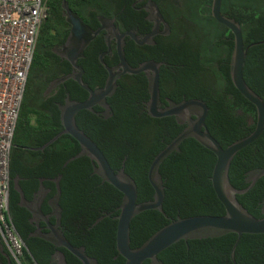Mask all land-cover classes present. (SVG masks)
<instances>
[{
	"label": "trees",
	"instance_id": "obj_1",
	"mask_svg": "<svg viewBox=\"0 0 264 264\" xmlns=\"http://www.w3.org/2000/svg\"><path fill=\"white\" fill-rule=\"evenodd\" d=\"M79 18L96 30L97 17L114 19L131 10L129 0H66ZM212 0H167L162 12L167 17L171 34L165 49L155 62L164 63L159 73L160 101L180 102L203 100L208 107L206 126L222 148L249 135L255 127L256 109L234 87L230 78L233 34L211 15ZM62 0H49V13L42 23L12 140L9 161V210L13 225L25 244L21 264H54L53 255L60 251L65 264H82L64 248H56L40 238L31 237L35 225L30 212L19 205L20 196L13 189V180L26 200H31L40 181L50 190L42 204L44 214L50 212L47 199L55 192L54 179L61 176V228L74 247H84L97 264H124L116 250V210L122 194L112 185L102 182L93 173L89 158L80 157L65 165L80 151L78 142L62 135L44 150L45 145L63 129L59 105L69 95L70 100L83 102L87 91L73 80H67L44 96L49 83L71 72V65L52 52L63 43L69 25L62 16ZM123 8V10H121ZM221 13L234 19L241 28L247 55L243 77L246 84L264 102V0H222ZM107 50L100 33L84 52L78 64L84 70L83 81L91 88L102 87L107 77L98 56ZM132 67L138 62L127 55ZM116 61V60H115ZM111 67L113 61L105 57ZM147 79L143 73L124 75L117 81L115 94L107 99L112 116L104 118L88 110L79 111L76 124L101 150L111 169L116 172L124 162L125 172L137 186V203L150 201L154 190L148 181V169L154 157L183 129L174 117L152 118L145 109L149 99ZM180 152H173L160 166L164 181L163 211L148 210L135 216L130 223V247L136 248L153 233L169 223V219L191 216H221L224 206L216 197L211 183L215 155L194 139L184 140ZM264 167V130L252 144L233 158L229 181L233 188L248 187L246 174ZM264 197V176L238 202L255 218H261ZM96 225L95 221L104 214ZM51 222L54 220L51 219ZM44 224L41 223L40 226ZM237 235L230 233L218 238L179 241L158 254L163 264H233L231 249ZM9 256L0 239V264H8ZM10 257V256H9ZM11 264H16L10 257ZM237 264H264V234H243L235 250ZM143 264H149L144 261Z\"/></svg>",
	"mask_w": 264,
	"mask_h": 264
},
{
	"label": "water",
	"instance_id": "obj_2",
	"mask_svg": "<svg viewBox=\"0 0 264 264\" xmlns=\"http://www.w3.org/2000/svg\"><path fill=\"white\" fill-rule=\"evenodd\" d=\"M222 0H212L211 15L220 24L224 25L233 34V52L230 61V78L234 87L240 94L256 109V122L254 130L247 136L237 139L225 148H222L215 138L210 134L206 126L208 116L207 104L200 99H188L174 102L167 99V105L162 107L160 101L159 73L164 64L153 60L139 63L132 67L124 56V38L129 36L135 38L132 32L121 33L115 25L114 19L98 16L99 28L91 29L79 18L68 6L66 0H62V16L69 25V33L65 42L58 47L55 45L52 52L66 60L72 67V71L67 75L52 80L44 91V96L49 95L57 86L67 80H73L82 89L87 91L88 97L83 102L70 100L67 95L63 105H59L60 122L62 131L55 135L42 147L35 150H44L54 143L62 135H69L80 145V151L67 160L65 165L80 157H87L93 165V173L101 178L102 182L112 185L122 194V200L116 209L119 213L113 218L117 221L116 229V250L125 259L124 264H143L148 260L149 264H163L158 260V254L179 241L195 239L218 238L226 234H236L237 239L231 249V260H235V250L243 234H264V197L261 202V218L252 216L237 200L238 195H243L251 190L256 182L264 176V167L256 168L246 174L245 182L248 187L243 190L233 188L229 181L230 165L235 155L256 141L264 130V102L245 82L243 77L244 62L247 55V48H244L240 25L229 17L224 16L221 11ZM149 13L148 20L154 23L152 35L156 34V28L163 22L162 15L155 3L150 2L146 9ZM166 29L168 26L166 25ZM103 33V39L107 50L99 55V62L107 71V77L103 87L91 89L83 81L84 70L78 65V61L84 57V51L90 43ZM136 40V39H135ZM115 43V50L118 56V64L109 67L103 58L111 54V44ZM264 43V41L260 42ZM142 44V42H141ZM143 73L147 79V90L149 99L145 105L147 114L152 118L174 117L177 124L183 126L181 132L172 139L153 159L148 169V181L154 190L153 198L150 201L137 203V186L135 181L125 172L124 162L122 167L114 172L107 159L97 145L81 130L76 124V115L79 111L88 110L93 112L94 106L103 109L101 113L106 118L111 116V108L107 98L113 96L117 88V81L123 75H138ZM194 139L201 146L212 152L216 157V162L212 170L211 183L218 200L222 203L225 213L221 216H191L177 217L169 219V223L153 233L147 240L136 248L130 247V223L138 214L154 210L165 215L163 211V201L165 198L164 181L160 174V166L163 161L173 152H180V145L184 140ZM61 176L53 180L55 183V194L47 199L50 212L44 214L42 204L46 200L50 190L40 181L38 190L33 194L31 200H26L19 186V179L13 180V189L19 194V205L27 209L31 214V223L35 225V230L31 237L45 240L56 248H64L74 255L82 264H97V261L88 256L84 247L72 246L64 236L61 228V207L59 200L61 197L60 188ZM111 213L99 217L96 225L104 217ZM53 218L54 222L50 219ZM43 222L45 227H40ZM45 229L46 231H43ZM8 264H11L10 257L3 251ZM58 255L64 262V256L60 251L53 255Z\"/></svg>",
	"mask_w": 264,
	"mask_h": 264
},
{
	"label": "built area",
	"instance_id": "obj_3",
	"mask_svg": "<svg viewBox=\"0 0 264 264\" xmlns=\"http://www.w3.org/2000/svg\"><path fill=\"white\" fill-rule=\"evenodd\" d=\"M49 0H0V239L21 264L25 244L9 210V161L12 140Z\"/></svg>",
	"mask_w": 264,
	"mask_h": 264
},
{
	"label": "flooded vegetation",
	"instance_id": "obj_4",
	"mask_svg": "<svg viewBox=\"0 0 264 264\" xmlns=\"http://www.w3.org/2000/svg\"><path fill=\"white\" fill-rule=\"evenodd\" d=\"M150 2L156 4V6L158 7V9L162 15V18H163V22L159 23V26L156 28L157 32L154 35H152L153 29H154V23L150 22L148 20L147 17L149 15V13L146 10L148 8V4ZM166 4H167V0H129V5L131 7V10L128 11L124 15L120 14L118 17V26L115 24L119 28L121 33L132 32L135 36L134 39L129 37V36H125V38H124L123 49H124L125 59H126L127 55H131L134 57L135 61L138 62V64H139V63H142L144 61L153 60L150 57H157L159 54V51L163 52V50L165 49L166 44H167V37L171 34V27L169 25V22L167 21V17H166L167 15L165 16L164 13L162 12V9H164ZM121 10H123V8H121ZM166 25L168 26V29H166ZM141 42H142V44H141ZM63 43H61L59 45L57 44V46L60 47ZM111 49H112L111 54H109L105 57H110L111 60L113 61L112 66H116L118 64L119 60H118V56H117V53L115 50V43L114 42H112V44H111ZM84 57L82 59H84ZM104 58H103V60H104ZM98 60H99V56H98ZM71 71H72V67H71ZM98 88H101V87H98ZM166 102H167V99H166ZM161 106H162V104H161ZM95 107L101 109L98 112H96V114L106 118L105 116H103L101 114L103 112V109L100 108L99 106H94L93 112H94ZM162 107H164V106H162ZM111 114H112V111H111ZM111 116H109V117H111ZM109 117H107V118H109ZM51 219H53V218H51ZM41 223H43V222H40L39 225ZM40 227H42V228L45 227V224L43 226H40ZM43 231H46V230L43 229ZM61 262H62V260L59 258V256L55 255L53 258V263L54 264H64L63 262L62 263Z\"/></svg>",
	"mask_w": 264,
	"mask_h": 264
},
{
	"label": "rangeland",
	"instance_id": "obj_5",
	"mask_svg": "<svg viewBox=\"0 0 264 264\" xmlns=\"http://www.w3.org/2000/svg\"><path fill=\"white\" fill-rule=\"evenodd\" d=\"M62 263V262H61Z\"/></svg>",
	"mask_w": 264,
	"mask_h": 264
}]
</instances>
